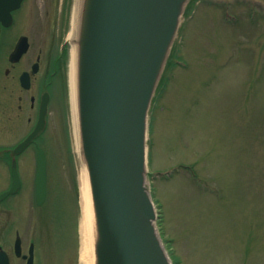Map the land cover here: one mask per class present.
I'll return each mask as SVG.
<instances>
[{"label": "rangeland", "instance_id": "1", "mask_svg": "<svg viewBox=\"0 0 264 264\" xmlns=\"http://www.w3.org/2000/svg\"><path fill=\"white\" fill-rule=\"evenodd\" d=\"M263 10L264 0H196L183 16L174 63L157 89L148 168L163 233L179 264H264ZM24 14L16 13L10 33L29 36V64L46 46L41 26L48 28L50 16L28 25ZM57 104L42 143L45 203L33 204L30 150L22 155L23 186L0 201V246L13 263L19 262L12 255L18 231L24 248L35 244L33 264H79V156L66 102ZM11 116L12 132L2 135L0 126V146L16 142V129L23 131L13 108ZM8 184V171L0 168V191Z\"/></svg>", "mask_w": 264, "mask_h": 264}, {"label": "water", "instance_id": "2", "mask_svg": "<svg viewBox=\"0 0 264 264\" xmlns=\"http://www.w3.org/2000/svg\"><path fill=\"white\" fill-rule=\"evenodd\" d=\"M188 1L77 0L74 89L89 182L86 211L92 210L95 225L94 264H171L147 184V121ZM7 11L0 9V19ZM24 46L21 41L16 58ZM35 182L40 204L46 195L41 150ZM0 264H7L2 251Z\"/></svg>", "mask_w": 264, "mask_h": 264}, {"label": "flooded vegetation", "instance_id": "3", "mask_svg": "<svg viewBox=\"0 0 264 264\" xmlns=\"http://www.w3.org/2000/svg\"><path fill=\"white\" fill-rule=\"evenodd\" d=\"M17 1L19 0H0L5 5L14 4ZM68 3L69 0H35L33 2L31 0H20L18 7L11 11L15 21L16 13L24 10L26 13V17L25 14L23 15L24 21L28 25L32 22V18L36 19V16H50L47 19L48 28L45 27L44 23L41 26L43 33L47 29V33L44 35L46 46L45 48H39L33 61L28 64L29 61L26 59L30 50L14 63L9 60L11 49L7 52L3 51L0 55V119L3 120L0 126L3 129L5 124H8L10 132H12L11 122L14 121H10V119L12 118V108L15 109L18 113L17 118H22L21 122L18 120V126L23 123L22 132L16 129L19 137L23 136L28 131L24 132V130L29 128L31 122L35 121L43 94L48 92L49 107L57 94L55 86L64 74L63 59L61 58V52H55V50L49 48H51L50 45L53 42V34L57 36L65 24ZM44 19L46 20V18ZM6 31L3 34V41L12 43V48H15L20 37L25 35L24 33L12 35L6 33ZM6 62H8V65L5 66ZM21 62L23 66L20 65ZM34 63H37L35 71L32 67ZM24 72L28 74L26 81L22 78ZM25 84H27V87H25ZM25 122H28V124L26 125ZM23 260L25 264L26 260Z\"/></svg>", "mask_w": 264, "mask_h": 264}, {"label": "bare ground", "instance_id": "4", "mask_svg": "<svg viewBox=\"0 0 264 264\" xmlns=\"http://www.w3.org/2000/svg\"><path fill=\"white\" fill-rule=\"evenodd\" d=\"M72 133L73 141L76 147H78V135H77V123L75 112V94L72 89ZM79 203L82 210V217L80 222V250H79V264H94V217L92 210L84 212L86 206L85 200H90L88 190V178L85 164L80 162L79 167Z\"/></svg>", "mask_w": 264, "mask_h": 264}]
</instances>
